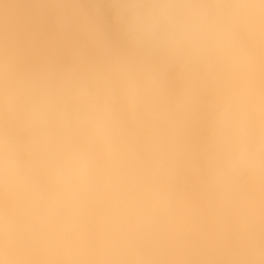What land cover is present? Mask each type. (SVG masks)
I'll list each match as a JSON object with an SVG mask.
<instances>
[{"label": "bare ground", "instance_id": "6f19581e", "mask_svg": "<svg viewBox=\"0 0 264 264\" xmlns=\"http://www.w3.org/2000/svg\"><path fill=\"white\" fill-rule=\"evenodd\" d=\"M249 82L227 65L141 54L115 0H0V127L24 164L84 147L93 166L75 207L53 205L38 172L34 227L79 252L32 258L248 264L252 246H264V184L227 169L216 132ZM101 108L107 132L91 124ZM0 208L12 205L0 199Z\"/></svg>", "mask_w": 264, "mask_h": 264}, {"label": "clouds", "instance_id": "9594fccd", "mask_svg": "<svg viewBox=\"0 0 264 264\" xmlns=\"http://www.w3.org/2000/svg\"><path fill=\"white\" fill-rule=\"evenodd\" d=\"M116 16L141 54L223 64L248 73L250 82L236 102L222 111L217 145L229 171L248 173L264 184V0H115ZM256 43L250 51L243 38ZM109 114L101 108L92 118L94 130L107 132ZM0 110V124L4 120ZM43 170L52 189L51 203L75 207L92 181L93 166L84 147L38 151L28 164L0 127V264H50L34 255L79 252L59 244L34 227L42 208L38 172ZM248 264H264V246L253 245Z\"/></svg>", "mask_w": 264, "mask_h": 264}]
</instances>
